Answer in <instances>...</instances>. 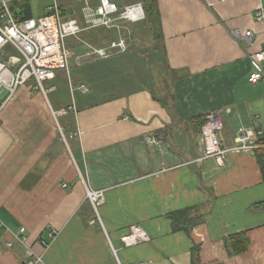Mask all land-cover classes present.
Here are the masks:
<instances>
[{
	"label": "crops",
	"instance_id": "obj_1",
	"mask_svg": "<svg viewBox=\"0 0 264 264\" xmlns=\"http://www.w3.org/2000/svg\"><path fill=\"white\" fill-rule=\"evenodd\" d=\"M28 1L32 17L50 3L36 12ZM259 5L158 0L171 69L155 73L154 85L137 49L121 52L124 64L74 62L69 80L57 69L46 93L33 79L20 85L0 110V264L35 254L37 264H264V181L254 150L231 147L241 128L264 131V77L248 81L264 44V23L253 17ZM83 81L91 91L78 89ZM59 108L67 112L55 118ZM210 112L223 119L222 166L203 158L195 125ZM86 186L104 190L97 211ZM186 208L180 225L187 220L189 232L173 230L170 213ZM134 224L149 238L125 246ZM20 227L26 242L13 237ZM244 230L247 250L228 254L226 238Z\"/></svg>",
	"mask_w": 264,
	"mask_h": 264
},
{
	"label": "built area",
	"instance_id": "obj_2",
	"mask_svg": "<svg viewBox=\"0 0 264 264\" xmlns=\"http://www.w3.org/2000/svg\"><path fill=\"white\" fill-rule=\"evenodd\" d=\"M80 12L83 17V25L76 17H64L61 14L57 0L46 5L42 14L37 17L20 18L11 7L9 0H0V89L6 91L5 96L0 99V110L4 104L11 99L17 88L33 79L38 88L46 93L54 87H45V80L52 79L57 69H64L69 73V59L72 51L67 46V38L77 35L80 31L99 26L117 28V20L136 22L144 18L141 3L134 2L122 7L116 0H80ZM255 20L264 23V6L259 5L254 11ZM251 30L243 32V36L249 40ZM236 37L240 33L232 30ZM127 40L119 37L110 41L108 46L94 47L86 52L87 55L95 57H106L108 49H117L123 52L127 49ZM255 68L248 74V81L256 83L264 77V44L262 48L253 54ZM81 89L86 88L81 85ZM66 108L53 111L54 117L66 113ZM223 119L220 114L210 112L205 116V121L199 129V138L202 145L203 158H212L218 166L225 164L228 147L221 140ZM263 138L261 142L260 139ZM145 142L160 144L161 138L146 137ZM264 146V131L259 127L241 128L235 138V144L231 147L240 149H252ZM63 186H66L64 183ZM86 197L95 211L105 199L103 189H92L86 186ZM4 224L0 221V228ZM24 227H20L13 234L15 240L26 242ZM54 232L50 231L48 236L54 238ZM145 230L139 225H131L128 231L121 237L122 244L131 246L148 239ZM43 247L48 243L40 239ZM42 262V254H35L22 264H37ZM117 264H121L119 261Z\"/></svg>",
	"mask_w": 264,
	"mask_h": 264
},
{
	"label": "trees",
	"instance_id": "obj_3",
	"mask_svg": "<svg viewBox=\"0 0 264 264\" xmlns=\"http://www.w3.org/2000/svg\"><path fill=\"white\" fill-rule=\"evenodd\" d=\"M139 2L142 5L143 11H144V18L142 20L139 21V23L142 25L143 29L146 30L147 34L152 38L153 44H156V46L154 47L153 50H155L154 52L159 55L160 61L163 64V69L164 70H169L171 69L168 61L166 59V51H165V46H164V37L162 34V23H161V16H160V11L158 8V0H133V2ZM11 7L14 10V13L20 17V18H28L31 15V8H30V4L28 0H13L10 2ZM83 4V1L81 2L80 6ZM58 6L60 8L61 14L64 17H76L80 24L83 25V17L81 15L80 12V8H70V9H66L64 4L62 2H58ZM19 9V12H17L16 9ZM114 33L115 30L113 28H107V27H103V26H99V27H95V28H89L83 31H80L77 35H74L75 39L73 40V43L70 45L74 44V41L76 40V38L78 36L82 37L85 41L82 42H77L76 43H81L83 45L87 46V49H83V50H79L76 52H80V51H88L90 48V45H92L93 47H105L108 46L110 41L113 40L112 38L114 37ZM72 37V36H70ZM126 37L128 40V43L131 44L132 41V35H128L126 33ZM114 39H116L114 37ZM131 42V43H130ZM132 45V44H131ZM67 46H68V42H67ZM134 45H132L133 47ZM137 48H131L127 47V49L124 51L125 53H127L130 50H134ZM75 52V51H74ZM121 52H118L115 49H108V55L106 57H103L102 59H100V57H95L94 59H100L98 62L93 61L94 65H101L104 64L106 66H111L112 62L114 63L116 61V63L119 61L121 63H125V59L122 56L123 54H119ZM119 54V55H118ZM93 65V66H94ZM76 70L79 71L78 66L76 67ZM159 68V67H158ZM94 68H92L91 70L86 69V71L88 72H93ZM70 73L67 74L66 72V79L69 80L70 79V74H72V70L71 68L69 69ZM162 72V71H161ZM82 73V72H80ZM86 75H88V73H83V76L86 77ZM81 77V76H80ZM79 77V78H80ZM88 78V77H86ZM165 78V77H164ZM163 78V83L167 84L168 82L166 81V79ZM83 79V77H82ZM152 82H154V79L152 77ZM155 82H156V78H155ZM155 82L153 83V85L155 84ZM72 83V82H71ZM73 84V83H72ZM81 85L83 87L86 88V92L91 91V87L88 86V84L86 82H81L78 85V89H81ZM154 93V91H152V94ZM168 93H166V96H168ZM195 118V125L196 127H198V130L200 129V126L202 125V123L205 121V116L204 115H197L194 117ZM199 133V131H198ZM263 140V138L260 139L259 142H261ZM255 152V158L256 161L258 163V167L260 170V174H261V178L262 181H264V146H260L254 149ZM190 211L189 208L186 209H182L179 210L177 212L174 213H170V217H171V221H172V228L173 230H179V229H183L186 228L185 231L188 233L189 232V227H186L185 225H187L188 221H183L184 225H180V222L182 220L186 219V216L188 214V212ZM249 244V238L247 235V232L244 231H239L236 232L232 235H229L226 238L225 241V246L227 249L228 254L234 255V254H240L243 253L247 250ZM196 246V245H195ZM195 256V255H194Z\"/></svg>",
	"mask_w": 264,
	"mask_h": 264
},
{
	"label": "rangeland",
	"instance_id": "obj_4",
	"mask_svg": "<svg viewBox=\"0 0 264 264\" xmlns=\"http://www.w3.org/2000/svg\"><path fill=\"white\" fill-rule=\"evenodd\" d=\"M52 1L53 0H30V3H31V6L33 7V9H35V11L38 12V10L40 11L43 3H45V2L49 3L50 2L49 4H51ZM116 1L118 3V0H116ZM120 2H121V5L124 4V3H122V1H120ZM118 4L120 5V3H118ZM78 8H80V6ZM116 22L117 23L119 22V24L117 25V28L112 27L115 30L114 37L116 39L119 37H126V33H127V36L132 35V41L133 42L132 43L130 42V43L134 46L132 47V45L127 42V47L129 45V47H131V48H137V51L138 52L140 51L139 53H140V55H142L141 60L146 65L145 67L147 69V73H149V76L151 75V73L154 74V75H151V80H152V77H153V79H155V78L159 79L158 78L159 76L156 77L155 73L162 71L163 64L160 61L159 55H157L154 52L155 50H153V49L156 46V44H153L152 38L147 34L146 30L143 29L142 25L137 21H136L137 23L135 22V24L133 22H128L125 20L124 21L117 20ZM114 37L112 39H114ZM74 39H75L74 36L67 38L68 48L72 51L70 59H69V69L71 68V66L74 62L76 63V65H79V64H77V62L84 63L86 61L94 60V58H95L94 55H87L86 56L87 51H85L82 54L75 55L74 51L76 52L79 50L87 49V46L83 45L81 43H76V41L82 42V43L85 41L80 36H78L76 38L73 45H70V43L71 44L73 43ZM90 46H92V45H90ZM89 50L91 51L92 48H89ZM82 56H85L87 58L82 59L83 58ZM90 62H92V61H90ZM154 82H155V80H154Z\"/></svg>",
	"mask_w": 264,
	"mask_h": 264
},
{
	"label": "water",
	"instance_id": "obj_5",
	"mask_svg": "<svg viewBox=\"0 0 264 264\" xmlns=\"http://www.w3.org/2000/svg\"><path fill=\"white\" fill-rule=\"evenodd\" d=\"M16 10H17V12H19L18 8ZM5 94H6V91L3 89H0V99H2L5 96Z\"/></svg>",
	"mask_w": 264,
	"mask_h": 264
}]
</instances>
